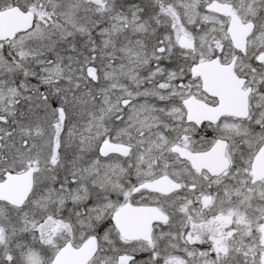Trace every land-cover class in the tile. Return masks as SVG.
<instances>
[{
	"label": "snow or ice",
	"instance_id": "6c2138e0",
	"mask_svg": "<svg viewBox=\"0 0 264 264\" xmlns=\"http://www.w3.org/2000/svg\"><path fill=\"white\" fill-rule=\"evenodd\" d=\"M0 264H264V0H0Z\"/></svg>",
	"mask_w": 264,
	"mask_h": 264
}]
</instances>
